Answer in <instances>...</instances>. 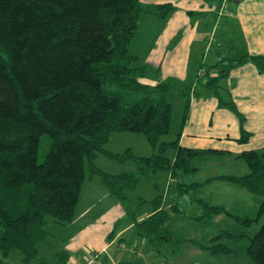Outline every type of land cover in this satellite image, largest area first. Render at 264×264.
Wrapping results in <instances>:
<instances>
[{
	"label": "trees",
	"instance_id": "16d2710c",
	"mask_svg": "<svg viewBox=\"0 0 264 264\" xmlns=\"http://www.w3.org/2000/svg\"><path fill=\"white\" fill-rule=\"evenodd\" d=\"M176 10L173 2L151 5L143 0H0V264L16 251L25 264L37 258L40 264H68L72 254L63 243L50 256L40 253L41 246L56 238L58 228L67 239L83 188L95 177L131 211L129 202L143 179L164 172L170 174L171 186L175 182L182 188L178 176L196 173L197 161L231 154L182 145V128L198 87L217 92L223 77L250 61L264 73V54L231 47L216 64L215 75L160 80L159 67L134 52L132 42L145 18L163 21ZM173 92L182 95L185 108L180 132L167 140L175 113ZM124 132L145 134L154 153L109 150L112 136ZM243 134L244 141L251 133ZM44 136L50 144L41 162ZM102 156L136 168L110 173L98 164ZM237 159L249 164L248 173L209 180L246 189L257 199L255 209L241 215L200 200L203 213L197 219L228 213L247 228L239 235L222 230L207 244L192 242L212 254L229 255L237 249L226 241H235L246 246L255 264H264V151L246 150ZM163 200V194L150 201L138 197L140 204L154 207L149 217L134 220L135 232L155 252L165 247L174 257L188 239L166 225L179 205L164 207ZM120 226L116 223L109 239ZM101 262L112 264L107 255Z\"/></svg>",
	"mask_w": 264,
	"mask_h": 264
},
{
	"label": "rangeland",
	"instance_id": "374dc122",
	"mask_svg": "<svg viewBox=\"0 0 264 264\" xmlns=\"http://www.w3.org/2000/svg\"><path fill=\"white\" fill-rule=\"evenodd\" d=\"M204 2H206L208 7L209 0H204ZM230 4L231 2L228 4V7H230ZM215 8L216 7L213 6V9ZM155 17L156 16H148L143 20V23L140 25L141 29L132 42L131 49L144 59L148 57L152 58L151 52L153 51V43L157 34L156 27H158L154 26L155 23L157 24V18ZM150 18L155 20L150 21ZM217 36H222L220 35V31ZM183 38L184 37L181 38L180 36H174L173 39L169 40L166 47L168 52L171 53L176 47L180 53L186 55V49L188 48L191 50V45L189 44L188 47H186L187 45L183 44ZM202 43V46L193 43V50L190 51L192 56L189 61V69L184 70L182 73L183 75L178 79H184L189 75H195L193 77H196L198 75H204L206 72H211L212 74L219 72V67L216 66L218 62L217 51L216 47H214L216 46V43L214 42V44H212L208 42V40ZM159 69L161 73L159 78L160 80H166L168 77L174 76L170 75L172 72L171 69L167 72L168 69L166 68V63L163 68L159 67ZM181 69L182 68H180L178 72H181ZM220 82L221 84L217 92L214 90H208L205 86L198 87L199 94L193 96L189 120L182 128L183 132L180 139L187 137L185 142L194 147L195 145H203L210 148L213 144H215L213 141L215 136L220 135V133L228 128H230V130L226 132V135L229 132L234 134L235 129L238 128V143L246 144L248 145L247 147H254L260 152L264 151V73L261 74L255 67V64L250 61L245 66L232 70L231 73L227 75V77H223ZM171 96L174 102L175 113L171 128L172 132L170 135L165 137L167 140L177 137L180 132L185 108L182 95L178 92H173ZM229 103L235 104L236 108L231 107ZM230 124H232V126H230ZM244 131L251 134L243 141L241 137L244 136ZM49 140L50 139L47 136H44L42 139L39 155V160L41 162L49 150ZM226 142L230 141L226 140ZM107 145L109 150L116 152H124L126 149L131 148L136 155L141 156L151 155L155 151V148L147 140L146 135L138 132L116 133L112 136V139ZM212 157L213 158L209 157L208 159L203 158L204 161H201L203 166L199 173H190L185 174L184 176L180 174L179 177L182 178L180 182L183 184V187L180 189L183 190L184 193H182L183 191H180L182 195H180L179 198H173L174 193H172L169 189V187H172L170 174L167 180L168 187L164 185L163 181L156 179L155 175L152 176L153 179L151 180L158 181L157 187H154L152 182H150L152 186L149 188L147 187L148 185L146 182L142 185L141 182L138 189L131 197V201L129 202V208L131 211L129 212L132 217H139L143 216L147 210L149 211L154 207L151 202L149 204H140L138 201V197L140 196L145 199H149L148 201H150V199L155 196L163 194L167 206V202L173 198V201L179 204L178 211H180L181 214L177 210L174 212L171 211L166 225H168L172 232L176 233L180 238L186 240L188 239L186 243H183L182 249H180L181 252L176 255L178 256L180 262L179 264H255L252 258L248 256L246 246L239 245L235 243V241L233 242L231 240L226 241V243L232 248L237 249V252L234 254L215 256L212 253H199L198 255L193 253V249L200 248L194 245L192 240L198 243L200 241L201 243L203 242L207 244L213 236L218 235V233L222 230L239 235L247 228L238 223V221H236L235 218L228 213H222L221 215L210 218L206 217L198 220L196 219L197 209L200 208V211L203 212V206L196 200L197 198L204 197L206 199H220L214 198L216 195L211 188L198 190L192 185L188 186V184L196 182L200 179H208L209 176L243 175L250 171L249 164L243 159L229 158V155L226 154L221 156L214 154ZM98 164L100 166L103 165L104 169L113 173L116 171V168L117 171H120L125 169H134L135 167L132 162L120 164L114 160L111 161L106 159V157L103 156L99 158ZM114 168L115 170H113ZM184 177L187 178L184 179ZM229 184L232 189L235 187L239 188V186H236L232 182ZM152 188L156 192H154ZM187 188H189V190H187ZM232 194L228 196L226 201L221 200L223 202H220V204L224 203L227 207H229L228 209L241 215H244V213H250L248 206H254L253 200L249 198L252 196L250 192H247L248 197L245 196L247 200L240 195L234 196V193ZM65 238V231L58 228L56 238H51L49 239L47 245H42L40 253H45L44 256H50V248L51 250H59L62 243L64 244L66 241ZM121 243L126 245L125 241H122ZM178 244L179 243L176 241L175 245L178 246ZM170 252L172 251L170 250ZM40 261L41 259L37 258L30 264H40ZM6 264L25 263L22 262L20 252L16 251L12 253L11 259H9Z\"/></svg>",
	"mask_w": 264,
	"mask_h": 264
},
{
	"label": "crops",
	"instance_id": "0c3cea01",
	"mask_svg": "<svg viewBox=\"0 0 264 264\" xmlns=\"http://www.w3.org/2000/svg\"><path fill=\"white\" fill-rule=\"evenodd\" d=\"M143 1L151 5L173 2L177 6L176 12H174V14L166 20L161 21L155 17L157 18V24L155 23L154 26L158 27H156L157 34L153 43V51L151 52L152 58H143L145 62H148L154 68H156V66L163 68L166 63V68L168 69L167 72L169 69L172 70L170 74L174 75L172 77L179 78L183 75L182 73L184 70L189 69V61L192 56L190 51L193 50V43L202 46V42L207 40L212 44L215 42L216 46L214 47H216L218 62L222 59V56H226V54H228L231 47H234L235 49L247 47L248 51L252 54H264V0H228V2L227 0H209L208 7L204 0ZM230 2V7H228ZM213 6L216 8L213 9ZM149 20L154 21L155 19L153 20V18H150ZM219 31L220 35H222L221 37L217 36ZM178 35H180L181 38L184 37L183 44L187 45L186 47H188L189 44L191 45V50L188 48L186 49V55L180 53L176 47L171 53H169L166 48L168 41ZM246 64H248V62L239 66V68L245 66ZM180 68L182 69L179 73L178 70ZM150 82L157 83V81ZM230 126H232V124H230ZM229 130L230 128L220 133L222 136H215L213 139L215 144H213L210 148L203 145H195L194 147L185 142L187 137H184L183 139L181 138L180 142L182 145L193 149L225 150L231 153L229 158L231 157L233 159H236L243 151L255 149L254 147H247L248 145L237 142V140H239L238 128L235 129L234 134L229 132L226 135V132ZM226 140H229L230 142H226ZM222 146H226L228 148ZM219 155L221 156V154ZM212 156L207 155L204 159H208L209 157L213 158ZM204 159L202 158L200 161H204ZM197 162V164L200 165V169L196 171V173H199L203 164L199 161ZM100 167L104 168L103 165ZM135 168L136 167H134V169ZM113 170H115V168ZM120 171H117L116 168L114 173ZM155 176L156 179H160V181H163L164 185L167 186L169 174L161 173ZM212 177L216 176H209L208 179H200L193 182L195 185L193 187L198 190L211 188L216 195L214 198H218L220 200L199 197L196 199L198 202L201 203L200 200H204L217 205H225L224 203L220 204V202H223L221 200L226 201L228 196L232 193H234V196L240 195L243 198L248 197L247 192L249 193V191L246 189L241 187H235L232 189L229 184L230 182L221 179L209 180ZM186 178L187 177H184V179ZM151 179H153L152 176L142 180L141 185L146 182L148 185L147 187L151 188L152 184L156 187L158 181ZM181 179L182 178H180V180ZM150 182H152V184ZM169 189L172 193H174L173 198H179L180 195H182L180 191L182 192L183 190H181L180 187H177V183L175 182L172 188L169 187ZM152 190L156 192L153 188ZM82 193L76 219L69 225L68 237L65 244H63V247L68 249L72 254L68 264H87L88 260L94 256H96L94 263L102 264V257L106 255L109 257L112 264L180 263L178 256L172 257L170 250L167 248L164 247V250L161 253L155 252V250L149 247L145 239L137 237L134 226V220L137 217H132L129 210L126 211L124 205L120 203L116 197L112 196L99 177H95L91 181L87 182ZM182 193H184V191ZM173 198L167 202V206L164 197L163 206L171 207L174 205L175 201H173ZM249 198H251L254 202L253 207L248 206L249 212H251L256 207L257 199L256 197H253V195ZM178 210L179 206L177 207V211ZM200 210L201 209L198 208L196 211V219L203 213ZM152 211L153 208L149 211L147 210L143 216L138 217V220H143L146 217H149ZM178 212L181 214L180 211ZM118 222L121 224V228L112 239H109V234L114 230L115 225ZM122 241H125L126 245H123L121 243ZM132 248L136 251H133ZM199 248L201 250L193 249V253L197 255L199 253H210L203 250L201 247ZM50 251L53 250L50 248Z\"/></svg>",
	"mask_w": 264,
	"mask_h": 264
},
{
	"label": "built area",
	"instance_id": "2783aa9c",
	"mask_svg": "<svg viewBox=\"0 0 264 264\" xmlns=\"http://www.w3.org/2000/svg\"><path fill=\"white\" fill-rule=\"evenodd\" d=\"M132 249H133V251H136L134 248H132ZM95 260H96V256H94V257H92L91 259H89L88 262H87V264H95V263H94Z\"/></svg>",
	"mask_w": 264,
	"mask_h": 264
}]
</instances>
